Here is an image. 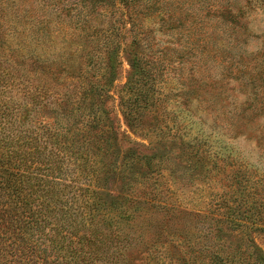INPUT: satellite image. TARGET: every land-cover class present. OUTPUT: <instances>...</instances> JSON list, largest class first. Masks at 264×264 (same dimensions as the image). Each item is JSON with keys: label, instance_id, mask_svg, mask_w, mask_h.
Returning <instances> with one entry per match:
<instances>
[{"label": "trees", "instance_id": "obj_1", "mask_svg": "<svg viewBox=\"0 0 264 264\" xmlns=\"http://www.w3.org/2000/svg\"><path fill=\"white\" fill-rule=\"evenodd\" d=\"M200 1L197 7L195 0H0V264H134L130 249L138 245L149 264H176L168 245L158 242L163 233L152 234L155 216L140 213L150 206L175 209V193L163 181L168 169L174 184L186 186V176L205 183L210 151L199 142L186 145L172 118L145 124L148 113L162 111L158 83L173 62L170 52L183 53L177 41L156 49L144 19L162 13L163 27L201 50L205 43V53L216 58L214 39L227 25L239 32L245 6L264 10V0ZM186 12L196 15L194 25L182 24ZM213 23L223 30L207 29L204 36L202 27ZM121 50L132 55V73L118 106L148 143L128 139L112 106ZM228 52L222 54L228 68L245 63ZM263 55L256 59L262 72ZM73 61L87 68H77V82L69 76L79 90H63L61 76L67 67L76 72ZM178 142L185 165L173 168ZM216 169L223 181L220 194L213 190L217 203L195 215L203 219L197 237L205 239L198 251L205 264H264L257 242L264 240V174L230 154Z\"/></svg>", "mask_w": 264, "mask_h": 264}, {"label": "rangeland", "instance_id": "obj_2", "mask_svg": "<svg viewBox=\"0 0 264 264\" xmlns=\"http://www.w3.org/2000/svg\"><path fill=\"white\" fill-rule=\"evenodd\" d=\"M195 1H197L195 5L197 7L200 6L199 3H202L200 0ZM241 5H245V0H242ZM245 10L247 14L244 16L245 19L241 20L242 26L238 28V33L237 30H233L230 25H227L226 28L229 30L224 34L220 33L219 37L214 39V44L219 46L216 50L221 56L216 58L213 57L214 53L211 55L205 53V43L201 45V47L203 46L201 50L195 45H188L186 37H181L177 32L173 34L170 28L163 27L164 23L160 21L165 15L162 13L144 19V29L152 28V34L157 43L156 49L164 50V48L173 46L177 41L178 44L175 46L183 53L178 55L176 52H170L173 62L169 64L167 73L160 76L158 83L162 97V111L158 110L160 114H157L158 111L148 113L145 117V124L154 118H158L161 124H163L161 120L172 118L170 123L175 121L176 125L182 127L181 140L186 145L199 142L204 144L205 150L210 151L209 153L205 152V183L195 177L186 176L183 181L186 186L179 183L174 184L168 169L163 172L165 176L163 181L165 185L168 182L171 190L175 193L173 195L175 209L172 212L164 213L151 209L150 206L144 208L140 213L145 218L155 216L153 224L156 226L152 227L155 231L152 234L159 236L163 233L158 242L168 245L169 254L173 256L172 261L176 264H200V262L205 264V253L198 251L200 245L205 244V239L197 237L203 219L198 220L195 215L197 209H201L202 213H207V208L212 207L213 202L217 203L215 200L218 196L214 197V194L221 193L223 181L216 165L221 166L222 160L226 158L227 154H230L232 158L242 162L245 166L264 174V72L260 71L261 60H256L260 58V56L257 57L258 52L264 50V10L258 3L250 7L245 6ZM198 13L199 11L196 12V14ZM235 13L237 12L234 11ZM195 17L196 15L186 12V15L181 16L182 24L185 26L194 25L192 22L195 21ZM107 24L109 25V21ZM128 28L129 25L126 26V29ZM207 29H214L215 32L223 30L222 27H218L214 23L212 27L204 25L202 27L204 36ZM228 36L230 39L226 38ZM234 38H236V42ZM126 39L128 42L129 39ZM77 49L81 53L84 52L86 43L81 41ZM226 49L229 51L226 55L231 58L237 59L239 55L245 58V63L240 67L243 70L236 63L228 68L227 63H224L226 61L222 60ZM190 50L197 54L193 55ZM213 51L215 50L211 49L210 52ZM131 58L132 55L127 51L121 50L119 61H117L119 67L113 82V89L110 90L109 95L115 98L112 106L119 119L121 130L126 132L128 139L148 143L139 129L134 131L128 127L118 106L119 92L124 88L132 73ZM105 64L107 67L108 63L105 62ZM70 66L75 67L76 72L67 67L68 69L61 76L63 83L67 80V85L63 90H79L78 86L69 83L71 82L69 76H73L74 73L75 76L71 78L77 82V79L81 77L77 73V68L80 66L82 68L83 65L81 62L73 61ZM64 68L63 66L58 69ZM145 130L147 129L145 128ZM122 147L125 150V145ZM176 147L174 153H171L173 168L185 165L177 157L182 153V146L179 142ZM179 173L182 171L179 170L177 174ZM188 174L190 175V172ZM115 186L119 191L121 190L119 181ZM142 217L139 218L140 221ZM136 223L137 221L133 222V226ZM215 224L217 227L219 226L217 223ZM124 225L130 231L134 228L130 222ZM139 232L140 230L136 231L134 236H137ZM149 235L150 232L146 229V238H150V240L155 238L154 235ZM257 242L264 249L262 237ZM130 250L133 252L130 258L135 259L134 264H149V259H145L147 254L144 253V247L138 245V250L137 246ZM140 250L143 251L141 255Z\"/></svg>", "mask_w": 264, "mask_h": 264}]
</instances>
